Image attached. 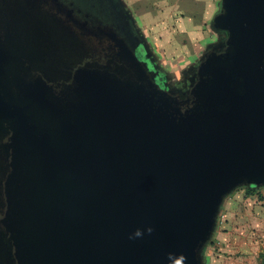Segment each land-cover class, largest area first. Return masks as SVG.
Masks as SVG:
<instances>
[{
    "label": "water",
    "instance_id": "95a60500",
    "mask_svg": "<svg viewBox=\"0 0 264 264\" xmlns=\"http://www.w3.org/2000/svg\"><path fill=\"white\" fill-rule=\"evenodd\" d=\"M33 6L57 26L75 98L60 138L26 112L0 155V264H205L225 199L264 189V0H220L224 49L201 56L185 100L111 30Z\"/></svg>",
    "mask_w": 264,
    "mask_h": 264
},
{
    "label": "flooded vegetation",
    "instance_id": "af4514ba",
    "mask_svg": "<svg viewBox=\"0 0 264 264\" xmlns=\"http://www.w3.org/2000/svg\"><path fill=\"white\" fill-rule=\"evenodd\" d=\"M39 1L0 0L1 156L15 151L13 134L17 131L20 137L24 133L26 112L43 132L52 131L60 138L61 123L69 122L68 107L74 104L76 83L69 54L57 44V26L33 6ZM57 3L65 11L63 16L70 14L88 28L111 30L142 62L152 83L171 92L173 97L187 99L199 83L197 69L201 57L182 71L179 81L170 83L168 73L159 65L122 0H57ZM214 35L216 47L205 48L202 55L224 49L225 33Z\"/></svg>",
    "mask_w": 264,
    "mask_h": 264
},
{
    "label": "rangeland",
    "instance_id": "374dc122",
    "mask_svg": "<svg viewBox=\"0 0 264 264\" xmlns=\"http://www.w3.org/2000/svg\"><path fill=\"white\" fill-rule=\"evenodd\" d=\"M124 1L170 83L179 81L182 71L201 57L205 43H215L211 21H203L209 17L212 20L218 13L220 0ZM183 24L186 26L180 27ZM194 48L198 50L196 56ZM211 242L218 248L210 264H229V259L241 264H264V189H238L226 198Z\"/></svg>",
    "mask_w": 264,
    "mask_h": 264
},
{
    "label": "crops",
    "instance_id": "0c3cea01",
    "mask_svg": "<svg viewBox=\"0 0 264 264\" xmlns=\"http://www.w3.org/2000/svg\"><path fill=\"white\" fill-rule=\"evenodd\" d=\"M123 1V3L125 4V1L124 0H122ZM125 6L127 7V5L125 4ZM127 9H128V7H127ZM129 10V9H128ZM130 11V10H129ZM216 15V14H215ZM215 15H213V17L215 16ZM212 18V17H211ZM213 19V18H212ZM208 21H211V19H210V17L209 18H207V20L206 21H203L204 23L206 22H208ZM184 26H186L185 24H183V25H180V27H184ZM200 26H202V23H200ZM202 38H203V40H207L206 39V37H204V36H202ZM209 44V41L207 42V43H205L204 44V48H203V50L207 47V45ZM198 50H196L195 48L193 49V53H195L193 56H196L197 55V52ZM214 242H211L210 244V249H208V250H206L205 251V259H206V264H210V261L212 260H214V258H216L217 257V254H215V252H214V250L215 249H217L216 247L214 248V244H213ZM230 246H232V245H229V247ZM209 251H211V252H209ZM229 264H241L240 262H238V261H235V259H229Z\"/></svg>",
    "mask_w": 264,
    "mask_h": 264
},
{
    "label": "trees",
    "instance_id": "16d2710c",
    "mask_svg": "<svg viewBox=\"0 0 264 264\" xmlns=\"http://www.w3.org/2000/svg\"><path fill=\"white\" fill-rule=\"evenodd\" d=\"M247 190V192H253V191H255L256 189H246Z\"/></svg>",
    "mask_w": 264,
    "mask_h": 264
}]
</instances>
